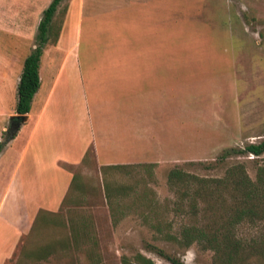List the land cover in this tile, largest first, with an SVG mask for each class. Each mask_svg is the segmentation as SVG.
<instances>
[{"label":"rangeland","instance_id":"374dc122","mask_svg":"<svg viewBox=\"0 0 264 264\" xmlns=\"http://www.w3.org/2000/svg\"><path fill=\"white\" fill-rule=\"evenodd\" d=\"M49 1L0 0V152L18 133L2 162L13 157L32 124V118L14 116L16 85ZM69 1L59 2L63 13ZM169 1L170 35L156 40L164 45L156 54L163 52L169 85L162 93L156 92L162 80L149 84L146 102L141 101L146 84L134 72L139 62L140 68L150 69L144 62L156 50L155 41L148 30L133 31L131 0H85L86 15L96 23L89 31L86 18L80 22L79 59L88 109L98 140L106 130L120 142L115 153L100 147L98 161H145L101 168L88 148L79 161L59 163L72 180L65 192L69 196L58 208L60 216L34 223L4 264H121L122 257L137 264V254L154 264H170L156 249L181 261L189 248L197 253L195 264H215L211 250L196 242L183 246L179 239L184 225L208 221L199 200V209L190 213L195 183L170 184L167 175L176 167L199 177H221L230 165L240 163L254 178L264 152L255 156L242 149L264 139V69L253 68L264 65V0ZM146 13L139 10L136 20L145 21ZM119 55L121 69L113 66ZM92 65L101 69H89ZM45 84L43 80L38 87L30 112L36 110ZM144 121L154 127L156 138L150 141L134 135L136 122ZM131 141L136 145H127ZM49 192L43 187L42 198ZM261 227V222H242L235 232L246 238Z\"/></svg>","mask_w":264,"mask_h":264},{"label":"crops","instance_id":"0c3cea01","mask_svg":"<svg viewBox=\"0 0 264 264\" xmlns=\"http://www.w3.org/2000/svg\"><path fill=\"white\" fill-rule=\"evenodd\" d=\"M84 2L85 0L69 1L66 12L61 16L56 40L42 47L38 61V87L43 80H46V84L41 97L37 99L36 110L33 112L29 110L23 114L26 116V120L32 118V124L29 127L26 126L28 130L22 143L15 149L13 157L8 156L3 162L1 161L2 154L6 148L10 149L13 141L17 138V133L8 140L0 152V264H4V261L10 258L19 238L32 230V222L38 214L60 216L58 208L64 196L65 199L69 196L68 192H65L66 189H70L71 175L60 167L59 163L79 161L88 148L91 149L100 166L123 165L134 160L145 161L144 158H125L104 163L98 161V155L103 153L100 147L105 150L104 152L115 153L120 142L116 138H109V133L106 130H103L101 134L103 138L99 137L98 140V133L96 135L94 122L88 109L86 88L79 59L80 22L82 18H86L89 23V31L91 27L93 29L96 26V23L86 15ZM59 8L58 4L54 15L58 13ZM128 8L131 10L130 14L133 18L132 25L137 26L133 31L137 34L141 30L140 28L143 29V33L148 30L149 35L155 41L153 49L156 48V50H153V55H150L148 59L145 58L144 62V65L148 64L150 69L140 68L143 66V62H139L137 70L134 72L136 76L142 75L137 79L146 84L143 86L146 99L141 101L147 102L150 98L149 94H151L148 89L152 88L149 84L156 85L158 81L162 80L163 85L159 86L160 88L156 92L163 91L162 93H165L166 87L164 86L169 83L164 76L166 60L162 55L163 52L158 51L156 54L159 49L164 51V45L161 48L160 42L158 43L156 40H164L170 35V1L131 0ZM139 10L147 11L145 19H142L145 21L141 23L137 21L139 18L136 20ZM71 11H73V17L69 19ZM154 26L158 28H154ZM105 43L103 42L104 50L107 49ZM117 57L119 61L116 60L114 64L111 61V64L117 69H121L120 55ZM134 61L132 58L131 69H135ZM43 63H45L44 68ZM253 68L264 69V65H256ZM89 69H101V67L92 65ZM112 69L114 68L112 67ZM148 72L152 74L150 77ZM143 75L146 77L144 78ZM93 81L95 80L91 78L92 83ZM120 82L122 81L120 80ZM159 85L161 84L159 83ZM36 91L31 101L37 95ZM138 99H136L137 103H139ZM147 124L145 121L141 125L136 122L135 138L142 137L149 141L156 138L154 137L156 136L153 131L154 127ZM40 126H43V131L39 132ZM19 130L18 132H20ZM129 144L136 145L132 141L127 143V145ZM141 153L147 154V152ZM47 155H50L49 160H47ZM42 165L45 169L44 174L40 172ZM47 170L51 173L47 174ZM43 187H48L50 190L49 197L42 198ZM49 256L50 254L46 258ZM43 258L45 259V257Z\"/></svg>","mask_w":264,"mask_h":264},{"label":"trees","instance_id":"16d2710c","mask_svg":"<svg viewBox=\"0 0 264 264\" xmlns=\"http://www.w3.org/2000/svg\"><path fill=\"white\" fill-rule=\"evenodd\" d=\"M60 1L50 0L41 11L34 46L23 58L16 85L14 111L19 115L16 117L29 111L32 96L38 88V61L42 47L56 40L65 9H59L54 15ZM2 145L0 143V149ZM242 151L255 156L261 154L264 152V139L258 143H247ZM167 180L170 184L195 183L190 213L194 215L196 209L200 208V211L209 215L208 221L203 224L194 223L181 228L179 239L183 246L196 242L211 250L215 264H264V158L256 167L253 179L247 175L242 164L237 163L230 165L221 177H199L175 167L168 171ZM197 200L201 202L199 208ZM47 217L38 214L31 227ZM242 222L252 226L261 222L262 227L257 233L244 238L235 232V227ZM156 253L170 264H181L177 258L166 255L160 249H156ZM136 261L137 264H154L140 254L136 255ZM121 264L133 263L122 257Z\"/></svg>","mask_w":264,"mask_h":264},{"label":"clouds","instance_id":"9594fccd","mask_svg":"<svg viewBox=\"0 0 264 264\" xmlns=\"http://www.w3.org/2000/svg\"><path fill=\"white\" fill-rule=\"evenodd\" d=\"M196 251L193 248H189L184 256L181 257V264H195Z\"/></svg>","mask_w":264,"mask_h":264},{"label":"water","instance_id":"95a60500","mask_svg":"<svg viewBox=\"0 0 264 264\" xmlns=\"http://www.w3.org/2000/svg\"><path fill=\"white\" fill-rule=\"evenodd\" d=\"M15 114H16V113H15ZM14 116H19V115L16 114V115H14ZM22 116H23V115H20V117H22Z\"/></svg>","mask_w":264,"mask_h":264}]
</instances>
